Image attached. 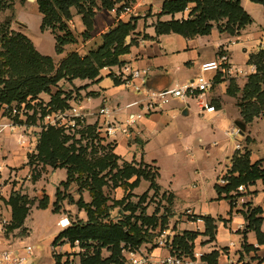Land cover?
Returning <instances> with one entry per match:
<instances>
[{
	"label": "crops",
	"instance_id": "crops-1",
	"mask_svg": "<svg viewBox=\"0 0 264 264\" xmlns=\"http://www.w3.org/2000/svg\"><path fill=\"white\" fill-rule=\"evenodd\" d=\"M163 2L164 0H147V5L141 7L139 14L131 18H136L137 27L127 37V43H131L129 51L119 56L123 64L149 70L141 92L134 91L126 81L115 82L114 76L122 81V77L117 76L116 72L123 64L104 67L95 80L74 78L71 81L61 80L59 84L64 90H68L67 84L69 88L74 85L80 88V98L73 97L70 105H77L81 109L85 114L86 124L99 125V122L105 119V116L98 114L102 106L107 107L109 113L106 119L110 121H125L132 114L140 115L129 135L118 131L115 138H109L111 141L104 142L113 144V152L119 157L120 163L143 161L157 169L159 175L156 181L160 186L159 191H162L163 195L166 193L168 196L171 195L172 198L173 214L170 220L173 232L198 233L194 239L193 251L209 254L218 250V264H264V242H259L255 230L248 227L250 222L248 215L252 208H261L262 212L257 215L263 217L261 230L264 233V180L257 179L254 183L245 185L244 193L236 188L229 193L223 192L219 195L216 190V185L226 184L220 179H225L230 174L233 155L237 152L243 153L245 148L250 151L251 162L260 161L264 167V115L255 117L250 123H244L245 130L241 133L238 122H241L242 115L237 104L241 91L236 95L227 92L231 82L241 89L245 86L249 75L256 71V66L248 63L249 55L260 48L264 49V43L256 44L253 48L243 43L238 50L242 54V59L236 61L234 46L242 41L234 38L237 35H231L226 31L220 32L216 26L209 34L193 37H186L176 32L157 34L158 20L186 18L189 12L187 8L174 15H160ZM241 4L247 9L242 0ZM30 5H35L39 11L37 0H27L28 7L22 6L18 0L14 5L12 3L14 12H18L19 15L17 20L23 23L24 33L41 53L52 56L55 62L61 61L71 51L85 54L90 48L98 46L101 43V35L118 22L112 9L97 8L94 28L90 37L85 39L81 35L85 30L82 16L73 7V16L68 25L77 34L78 40L65 44L63 51L58 53L55 48V34L51 29H41L43 15L40 11L35 20L37 28L35 27V31L30 30V17L26 12ZM244 28L241 30V35ZM254 35L259 37L263 34L258 31ZM47 41L50 44V52L45 47ZM224 52L230 54L233 67L230 74L217 73L215 84L208 92L211 103L216 106L215 110L202 111L195 99L184 100L178 97H173L169 102L152 110H147L143 106L149 101L151 93L195 78L199 73L201 62L214 59ZM242 60L246 65L240 62ZM208 75L211 76L213 73ZM43 94L46 93H41L39 96ZM49 98L50 96L45 100L48 101ZM226 107H233V113L225 112ZM226 115L231 118V127L228 129L222 124V118ZM32 127H37V124L25 122L15 127L13 131L0 132V189L4 190L3 197H7L15 189L30 198L37 199L24 220L25 231L15 228L7 232V225L12 219V208L1 198L0 217L8 221L5 229L0 226V250L11 249L22 252L25 245H32L33 250L28 254V264H54V252L63 254L62 259L67 256V252L76 253V258L81 253V246L76 244L72 246L66 237H63L57 245L53 244L55 236L63 229L58 224V220L64 216H67L71 222L78 219L86 220L87 212L80 209L76 203L67 201L66 198L59 202L58 211L54 210L57 188L59 186L61 188L60 184L67 179L66 168L54 169L45 165V171L41 176L33 178V168L27 162L29 155L37 151L39 136L36 138L30 135ZM233 128L239 129V134L232 135L230 131ZM209 130L216 137L213 142L215 146L203 149L199 144L200 137L206 135ZM39 132L40 130L38 135ZM220 137H222L221 144H219ZM228 137L235 139V148L231 152L228 150ZM211 150L213 155L210 160H203L205 152L210 153ZM157 151L158 154L160 151L159 155L164 154L170 159L176 152H184L182 160L188 168L186 172L192 182L177 181L172 174L162 180V165L160 156L156 154ZM143 180L145 179H142L139 185L143 184ZM148 183L149 189L150 182ZM44 196L48 197V206L39 208L38 201ZM242 196L244 200H241ZM198 218H203L204 222L198 221ZM207 218H212L216 226L213 239H210V235L205 232ZM198 226H200L199 231ZM230 243L233 245L230 246ZM137 253L140 256L148 253L154 260H158L171 253V249L149 241L140 244ZM202 260L208 263L206 259Z\"/></svg>",
	"mask_w": 264,
	"mask_h": 264
},
{
	"label": "trees",
	"instance_id": "trees-1",
	"mask_svg": "<svg viewBox=\"0 0 264 264\" xmlns=\"http://www.w3.org/2000/svg\"><path fill=\"white\" fill-rule=\"evenodd\" d=\"M118 1L37 0L39 11L43 15L41 29L52 30L56 38V51L60 53L65 44L78 40L77 34L68 25L73 16V7L82 16L85 30L81 35L86 39L90 37L94 28L96 9L99 7L111 9ZM254 1L264 5V0ZM5 5L6 0H0V9ZM187 8L190 9V17L158 20L156 33L176 32L186 37H193L199 34H209L216 24L220 32L226 31L231 35H238L252 21L251 15L243 8L241 0H164L160 15H174ZM5 23L0 22V42L4 46L5 53L9 55V59L6 61L5 72L2 71V63H0V102H23L27 107L34 108L35 114L38 112L36 102L40 98L39 95L46 93L50 98L41 108L42 113L39 116L41 121L48 112L70 107V100L73 98L72 91L64 90L59 84L61 80L71 81L74 78L95 80L104 67L122 65L123 61L119 59V56L129 51L131 43H127L126 40L137 27L136 18L119 21L101 35V43L98 46L90 48L85 54L71 51L56 65L53 57L41 53L25 33L9 31ZM248 63L254 64L256 71L249 75L245 86L241 89L231 82L227 90L230 95H236L241 91L242 98L237 101V104L241 110V122L245 124L250 123L257 116L264 115V49L260 48L251 53ZM5 73L8 76H5ZM113 78L115 82H125L124 79L121 81L118 77ZM41 126L37 151L29 155L27 162L33 171L39 165H49L54 169L64 167L67 169V179L60 184L64 186H68L70 180L75 178L76 172H85L86 177L83 183H90L92 192L90 201H85L82 196L76 200L71 197L69 202L76 203L80 209H84L87 212V219L73 220L69 226L63 228L55 236L53 244L57 245L63 237H66L72 246L78 240L79 245L86 248L80 253L79 264H125L126 257L122 252L123 247L130 245L132 248H138L143 242H151L150 235L141 233L143 227L151 225L150 228L153 231L159 227L163 228L167 223L168 215L159 216L157 212L148 214L145 208L138 215L136 214L137 206H134L129 208L130 215L118 221L105 220L103 216L106 215V209L103 204L106 202V197L102 187L106 182L99 178V173L106 171L104 176L110 175L116 187L127 184L128 191L137 187L142 179L148 180L150 186L141 194L139 200L141 203L150 189H153L154 193L160 190L156 181L159 175L157 169L143 161H125L119 165V157L113 152L111 142L102 145L104 149H108L105 155L96 160L89 159L87 157L89 140L102 139L97 123H84L80 128H75L73 133H68L65 126L45 123ZM83 140H87L85 146L82 144ZM249 155L250 151L246 148L243 153L237 152L233 155L230 174L225 177L226 184L216 185L219 195L223 192L229 193L238 185H249L257 179L264 180V167L260 161L251 162ZM70 196L67 197L70 198ZM56 197L57 200L53 206L54 210L58 211L59 202L67 198L65 194H61L60 186L57 188ZM1 198L12 208V219L6 231L20 228L24 232V220L37 199L30 198L27 194L15 189L7 197L1 196ZM124 198L125 196L121 201ZM168 198L171 201V195ZM121 201L119 203H122ZM48 202V197L44 196L38 201L37 206L46 208ZM260 212H262L261 208H252L248 215L250 219L248 227L255 230L259 242L262 243L264 242V233L261 230L263 217L257 215ZM215 227L214 220L207 218L205 232L210 235V239L214 238ZM197 234L194 231L175 234L171 252L180 251V253L192 255ZM104 249L110 253L106 257L103 255ZM53 255L54 264H59L63 254L54 252ZM218 255L219 251L214 250L209 254H204L203 258L207 260V264H218Z\"/></svg>",
	"mask_w": 264,
	"mask_h": 264
},
{
	"label": "rangeland",
	"instance_id": "rangeland-1",
	"mask_svg": "<svg viewBox=\"0 0 264 264\" xmlns=\"http://www.w3.org/2000/svg\"><path fill=\"white\" fill-rule=\"evenodd\" d=\"M16 0H6V5L3 6L0 9V22L2 24H4L5 22V27L8 28L9 31L11 30H15V31H20L23 32V23L19 22L17 19H19V15L18 12H14V7H12V3L13 5L15 4ZM22 3V6L24 7H28L27 5V0H18ZM242 3H244V5L247 7V11L249 12V14L251 15L252 21L244 28V30L242 31V35L241 33L238 34L237 36H235V39H239L240 43L236 44L235 47V52H234V60L239 61L242 59V54L240 51H238L240 49V47L243 45V43L249 45V47L253 48V46H255L256 44L259 43H264V7L260 2L254 1V0H242ZM35 5H30L29 8L26 9L27 14L30 17V30L35 31V29L37 28V22H35V20L37 19V16L39 15V11L36 8V10L34 9ZM190 11V9H189ZM12 14V15H11ZM190 17L189 12H188V16L186 18ZM186 18H182V19H186ZM216 26V24H214V27ZM36 27V28H35ZM260 31V33H262V36L259 37H255L254 33ZM257 38V39H255ZM251 39V41H250ZM45 47L46 50H48V52H50V44L49 42H45ZM238 51V52H237ZM5 53V49L4 46L1 44L0 42V63H2V71L5 72L7 69L6 66V61L9 59V55L8 54H4ZM57 60V59H56ZM58 61V60H57ZM60 62V61H59ZM59 62H55L56 65L59 64ZM241 63H243L244 65H246L245 61H240ZM5 76L6 75L5 73ZM63 87V86H61ZM66 87L68 88V91H72V96L75 97L76 99L80 98L81 93L79 92V87L78 86H73L72 88H69L68 84L66 85ZM84 87V86H81ZM40 97V96H39ZM49 95L47 96L46 94H43V96H41L37 103V108L36 110L38 111L37 113L34 114V108H30L29 109V121H27L28 123L31 124H37V127H32L31 131H30V135L32 137H36L39 136L38 130H41L42 128V124L44 123L43 120H39V116L42 113L41 112V108L44 107V104L46 102L45 99H48ZM240 98H242V96H240L238 98V100H240ZM225 112L227 113H233V107H226L225 108ZM34 114V115H33ZM33 115V116H31ZM31 116V117H30ZM260 116H263L260 115ZM258 116V117H260ZM68 118V117H67ZM66 118V119H67ZM230 120L231 118L228 117L227 115L224 116L222 118V124L223 127L228 129L230 128ZM18 121V120H17ZM66 131L68 133H73L74 129H72L71 127H67ZM207 132V131H206ZM201 134V133H200ZM199 134V136H201ZM100 137L102 139H94L93 141L89 140L90 144L87 146V157L89 159L93 158V160H96L97 158L105 155V153L107 152V148H103L102 145L104 146L106 144V142H104V138L100 135ZM215 135L212 134V132L209 130V132H207L206 135H202L200 137V141L199 144L201 146V148L203 149H210V148H214V140H215ZM221 139L222 137H220V143L221 144ZM227 141H229V147L228 150L229 152L233 151L235 148V139L228 137ZM87 143V140H83L82 144L85 146V144ZM185 149V147H184ZM158 154V151L156 153ZM184 152H176L174 154V157L170 159V157H166V155L161 154L160 156V160H161V165H162V180L165 179L166 177L168 178L170 176V174L175 176V179L177 181H186L191 183L192 179L191 177L188 176V172H186L188 170L187 167H185V163H183L182 160V156H183ZM211 155H213V151L211 150L210 153H207V151L205 152V156H203L202 158H204L203 160L209 161L211 158ZM119 165H122V163H120L118 161ZM45 171V166L41 165L38 166L34 171V176L33 178H37L38 176H41V174ZM106 171L99 173V178H102L103 181H105L106 183L103 185L102 189L104 191V195L106 197V202L103 204V207H105V213L106 215L103 216V218L105 220H113V221H118L121 218H124L126 215H130V209L129 208H133L134 206H137V212L136 214L139 215V213L141 212V210L143 208H145L146 213L148 214H153L154 212H157L158 215H168V219H167V223L163 228H157L156 230H151V225L148 226H144L143 230L141 231V233L144 235H147L149 237H151V242L156 243L158 236L161 235V233H164L166 236H174L175 232H173V225L172 222L170 220V216L173 214V208H172V203L168 198L167 193L165 195H163L162 191H159L158 193H154V190L151 189L148 192L147 197L145 198L144 201H141V203L139 202L140 200V196L143 192H145L148 189V181L143 180V184H140L138 187H135L134 189L128 191L127 189V184H122L120 186H115L113 179L110 178V175H105ZM114 172H112L113 174ZM85 177H86V173L79 171L76 172L75 178L73 180H70L68 186H64L61 185V194H65L66 197L68 195H71L70 198L67 197V201L71 200V197H73L75 200L78 199L80 196L83 197V199L85 201H90V200H86V199H91V191H90V183L84 184L83 182H85ZM134 190V193H133ZM129 193V194H128ZM124 198L123 201H121V199ZM0 200H1V195H0ZM122 203H119V202ZM130 201V202H129ZM33 206V205H32ZM126 209V210H125ZM59 229H61L59 227ZM149 229V230H148ZM165 230V231H164ZM174 238V237H173ZM83 248V247H82ZM86 250V248H85ZM177 253H180V251H178ZM76 253L73 252H67V256H69V258H64L62 259V261L59 264H79L80 262V253L79 256L76 258L75 257ZM110 253L104 249L103 250V255L106 257L108 256ZM126 264V263H125Z\"/></svg>",
	"mask_w": 264,
	"mask_h": 264
},
{
	"label": "built area",
	"instance_id": "built-area-1",
	"mask_svg": "<svg viewBox=\"0 0 264 264\" xmlns=\"http://www.w3.org/2000/svg\"><path fill=\"white\" fill-rule=\"evenodd\" d=\"M146 5L147 0H119L111 9L115 12L116 19L119 22L137 16L141 11V7ZM232 67L233 63L230 54L228 52L221 53L214 59L201 62L199 65V73L195 78L176 84L171 88L151 93L149 101L143 106L147 110H152L169 102L171 98L178 97L184 100L189 98L195 99L200 105L202 111H213L215 110V106L211 103L208 92L215 84V76L217 73L230 74ZM208 73H213V75L210 76ZM148 74V69L136 68L127 63L123 64L116 72V75L122 77V79L131 85L136 92H141L144 89ZM108 113L109 111L106 106H102L98 111L99 115L102 117L105 116V119L100 121L98 125V132L104 138V141H111L109 138H115L118 131L129 135L131 128L140 116L139 114H132L125 121H110L106 119ZM28 118L29 109L25 103H19L16 101L11 103L0 102V132L6 130L13 131L18 125L25 124V122L28 121ZM43 122L45 124L71 127L72 129H75L80 128L81 125L85 123V114L77 105H70V107L66 109H58L56 111L48 112L43 117ZM230 133L232 135L239 134V129L233 128ZM220 181L226 183L227 180L221 178ZM237 189L242 193L246 190L244 184L239 185ZM4 194V190L0 189V195L3 196ZM241 200H244L243 196L241 197ZM197 220L204 222L203 218H198ZM7 221V219L0 217V226H2L3 229H5ZM58 224L65 228L71 224V221L67 216H64L58 220ZM197 230H200V226L197 227ZM172 242L173 236L169 237L164 233H161V235L158 236L156 244L172 249ZM75 244L79 245V241L76 240ZM231 245H233V243H230V246ZM32 250L33 246L28 244L23 247V253L11 249L0 250V263L28 264V254H31ZM137 250L138 248H132L130 245L123 247L122 252L126 257V264H207L202 260L205 253L200 251H193L192 256L171 252L161 259L154 260V258L148 253L141 256L138 255ZM80 251L84 252L85 248L81 247Z\"/></svg>",
	"mask_w": 264,
	"mask_h": 264
},
{
	"label": "water",
	"instance_id": "water-1",
	"mask_svg": "<svg viewBox=\"0 0 264 264\" xmlns=\"http://www.w3.org/2000/svg\"><path fill=\"white\" fill-rule=\"evenodd\" d=\"M238 126H239V128H240V132H241V133H244V130H245V124L242 123V122H238Z\"/></svg>",
	"mask_w": 264,
	"mask_h": 264
}]
</instances>
